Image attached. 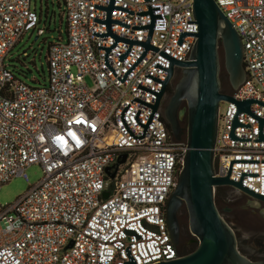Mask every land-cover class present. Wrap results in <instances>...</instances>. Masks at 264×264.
Segmentation results:
<instances>
[{"label": "built area", "instance_id": "2783aa9c", "mask_svg": "<svg viewBox=\"0 0 264 264\" xmlns=\"http://www.w3.org/2000/svg\"><path fill=\"white\" fill-rule=\"evenodd\" d=\"M215 1L244 47L245 80L229 94L255 102L239 112L223 101L214 176L264 196V0ZM193 2L63 0L67 38L49 43L48 82L37 86L4 61L27 32L45 34L42 17L32 0H0V189L18 176L30 181L33 164L43 171L14 203L0 205V264H155L182 256L166 205L187 140L172 134L165 96L154 106L173 60H190L199 31Z\"/></svg>", "mask_w": 264, "mask_h": 264}, {"label": "water", "instance_id": "95a60500", "mask_svg": "<svg viewBox=\"0 0 264 264\" xmlns=\"http://www.w3.org/2000/svg\"><path fill=\"white\" fill-rule=\"evenodd\" d=\"M113 8L114 1L108 7L109 13ZM193 10L199 24L197 40L190 60H173V64L181 67L182 76L164 106V117L172 134L177 140L186 136L188 146L177 184L167 201L166 219L171 237L179 245V215L186 207L190 231L197 236L199 244L191 253L155 264H264L263 260H251L241 252L235 230L223 217L215 201V187L220 185L233 186L264 201V196L243 186L242 182L234 181L229 176H214L221 101L236 102L239 112H250V106L255 102L254 99L237 101L229 93L222 91L223 62L233 90L238 89L245 80L242 39L215 0H194ZM108 22H111V18ZM147 47H150L149 42ZM173 64L155 109L160 106L168 85L174 78ZM185 100L187 106L182 108ZM185 112L187 125L182 126ZM125 160L126 154H123L119 164ZM107 172L111 177L115 176V172H110V167ZM108 196L109 191H105L103 197ZM72 244L73 242L68 246Z\"/></svg>", "mask_w": 264, "mask_h": 264}, {"label": "rangeland", "instance_id": "374dc122", "mask_svg": "<svg viewBox=\"0 0 264 264\" xmlns=\"http://www.w3.org/2000/svg\"><path fill=\"white\" fill-rule=\"evenodd\" d=\"M33 8H36L37 12L42 15V21L40 26L45 27V34L37 37V32H27L21 40L11 49L5 58V64L10 69H13L16 76L30 85H43L48 82L49 78V65L47 59L48 46L50 42L56 41L61 37L66 40L67 38V21L64 17V3L63 0H32ZM182 76V69H178L175 72L174 78L169 84V89L165 95V105L170 100L175 91V86ZM228 77V74H227ZM222 79V78H221ZM89 83L90 80L87 79ZM223 84V81H222ZM223 91V90H222ZM224 92V91H223ZM187 106L186 100L182 103V108ZM226 103L221 101L220 107L223 110ZM182 126L187 125V115H185L181 121ZM183 139H186L184 136ZM30 181H26L23 177L18 176L11 179L9 182L4 183L0 189V205H7L14 203L17 198L26 193L29 188L36 184L43 178L42 167L39 164H33L27 169ZM232 190L223 188L215 191V201L221 211L223 217L229 222L231 226L237 228L238 234H240L239 248L242 253L252 258H258L261 256L260 251L255 245L248 243L246 237L253 233L257 234L259 231L255 230V227L248 222H239L234 215L230 213H223L222 208L226 205V199L228 195H231ZM242 205H249V202L243 201ZM181 222V230L186 234L187 238L194 239V244L191 248L187 247V238H183L182 244L179 246L181 252L185 254L194 251L198 244L199 239L195 236L189 228L188 212H180L179 215Z\"/></svg>", "mask_w": 264, "mask_h": 264}, {"label": "flooded vegetation", "instance_id": "af4514ba", "mask_svg": "<svg viewBox=\"0 0 264 264\" xmlns=\"http://www.w3.org/2000/svg\"><path fill=\"white\" fill-rule=\"evenodd\" d=\"M229 80V79H228ZM169 89V85L167 88V91ZM167 93V92H166ZM166 95V94H165ZM228 190H232L233 193L229 196H225L226 205L222 208L223 213H230L231 215H234L235 218L241 223V222H248L251 223L252 226L255 227L256 233L257 230L259 231L257 234L250 233L249 236L246 237L248 243H251V245H255V247L258 248L260 251L261 256L258 258H252L249 257L251 260L258 261V260H263L264 261V201L263 200H258L250 195L246 194L245 192L230 186L226 185L225 187ZM248 201L249 205H242L241 203L243 201ZM233 229L236 232L237 239H238V244L240 243L239 237L240 234H238L237 228ZM187 238V233L185 234L182 230L180 231V239H179V246L183 242V238ZM239 236V237H238ZM187 247L191 248L192 245L194 244V239L192 238H187ZM240 249V248H239ZM180 254L183 255L184 253L180 251Z\"/></svg>", "mask_w": 264, "mask_h": 264}, {"label": "trees", "instance_id": "16d2710c", "mask_svg": "<svg viewBox=\"0 0 264 264\" xmlns=\"http://www.w3.org/2000/svg\"><path fill=\"white\" fill-rule=\"evenodd\" d=\"M40 16L42 17V15H40ZM220 50H221V54H223V48L222 47L220 48ZM221 78H222V81H223L222 90L224 92H226V93L232 92L233 91V88H232V86H231V84H230V82L228 80L227 72H226V70L224 68V62H223V68H222ZM221 189H223V187L218 188V190H221ZM183 211L187 212L186 207H184L181 212H183Z\"/></svg>", "mask_w": 264, "mask_h": 264}]
</instances>
